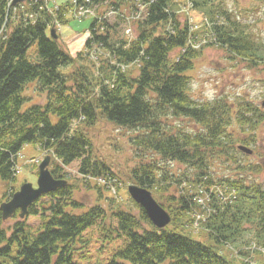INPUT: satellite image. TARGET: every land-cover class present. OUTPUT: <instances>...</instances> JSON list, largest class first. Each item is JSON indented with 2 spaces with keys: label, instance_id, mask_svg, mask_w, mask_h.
<instances>
[{
  "label": "trees",
  "instance_id": "obj_1",
  "mask_svg": "<svg viewBox=\"0 0 264 264\" xmlns=\"http://www.w3.org/2000/svg\"><path fill=\"white\" fill-rule=\"evenodd\" d=\"M91 1L94 4L102 0ZM137 1L146 14H142L143 20V17L136 20L140 21L135 37L133 33L117 47L110 31L105 28L101 31L97 26L100 22L94 19L85 52L79 53L78 59L64 48L60 39L55 41L49 34L54 22H68L65 14L71 1L62 4L56 14L39 10V5H35L29 10L37 13L33 23L25 14L13 22L9 0H0V178L3 181L8 184L16 181V158L25 144H33L53 154L64 166L79 161V174L86 182L89 177L111 182L115 173L108 164L93 159L90 137L72 128L77 121L91 127L101 119L141 131L133 139L137 147L192 166L205 183L212 159L222 156L244 173L262 171L259 164H242L235 155V144L240 141L249 145L255 141V133L264 125V109L246 101L235 104L220 98L196 101L190 94L188 73L194 69L204 47L198 30L179 18L175 0ZM229 1L187 0L190 8L205 18L203 34L210 38L205 45L225 48L251 67L264 69V44L246 32L247 26L229 9ZM253 1L264 5V0ZM78 2L86 4V0ZM8 20L13 25L9 33L2 35ZM106 48L117 58L113 57L111 66L117 84L96 91L93 72L83 65L86 60L83 56L99 60ZM135 64L138 73L131 75L128 67ZM69 67L73 71L65 73L63 70ZM32 82L48 98L44 104L23 110L27 101L24 91ZM51 115L58 117L56 123ZM171 116L194 120L201 130L195 134L173 133L163 123ZM244 136L252 137L246 140ZM153 169L146 170V176H135L133 183L149 190L159 189L151 177H154ZM51 172L56 179L65 178L61 166ZM227 182L238 191V196L224 199L214 193L206 208L193 199L190 204L184 196L179 200L172 196L168 199L172 204H163L173 216L172 223L164 229L156 228L140 206V217L125 210L112 212L117 228L113 231L102 226L103 241L123 239L125 244L108 262L93 264H264V252L259 250L264 249V185L245 178ZM105 188L109 189L108 185ZM73 189L68 184L30 206V216H37L39 208L51 212L48 216L42 214V227L36 233L30 232L24 220L15 225L12 236L0 227V264H81L76 256L87 245L85 233L100 225L108 211L96 204L81 213L73 212L84 207L73 198ZM97 189L102 193L100 186ZM42 198H48L46 204L41 203ZM195 213L201 217L199 221ZM3 222L0 210V225ZM195 222L199 226L198 236L189 231ZM228 246L233 247L236 255L227 250Z\"/></svg>",
  "mask_w": 264,
  "mask_h": 264
},
{
  "label": "rangeland",
  "instance_id": "obj_2",
  "mask_svg": "<svg viewBox=\"0 0 264 264\" xmlns=\"http://www.w3.org/2000/svg\"><path fill=\"white\" fill-rule=\"evenodd\" d=\"M68 1L70 0H50L52 14H56L57 10H60L58 6ZM175 2V9L179 18L183 22H189L194 30H198L199 40L204 46L200 57L195 62L194 69L188 73L191 77V96L198 102L214 101L220 98L233 104L239 101L251 102L261 108L264 102V69L251 67L247 61L234 57L225 48L205 45L210 38L203 34L204 30L206 31L204 16L191 9L187 0H175ZM140 3L137 0H102L91 5L94 13L103 18V21L97 26L103 32L104 28L106 31H110L111 40L117 47L122 45L125 40L127 41L133 33L135 37L140 20H133L132 15L135 10L140 11L143 15L146 14ZM228 7L247 26L246 32L255 35L256 39L264 44V5L253 0H230ZM69 8L71 9V6ZM72 13L67 12L65 18L68 22L65 24L57 22V27L60 42L73 57H77L79 53L85 52L86 43L91 36L90 27L94 18L75 16ZM143 15L141 20L144 19ZM12 25L13 23H9V26ZM106 49L102 50L104 55L99 56V60H93L87 55L83 56L86 57V60L82 62L83 65L88 68L87 71L93 72L96 91H99L102 86L114 87L117 84V77L111 75V66L115 57L110 53V49ZM33 52L34 49L31 50V54H34ZM174 55L175 52L172 57ZM77 58L79 59V57ZM138 68V64L130 65L128 73L136 75ZM63 71L65 73L72 72L73 68L69 67ZM24 95L27 97V101L23 110L37 103L44 104L48 98L46 94L38 92L36 82L27 85ZM51 120L56 123L58 117L51 115ZM79 123L77 121L73 124V131L81 130L90 137L93 159L108 164L116 176L111 182L99 183L91 179H89L90 182H86L79 174V161L67 167L60 163L53 154H50L52 157L50 170L60 166L63 168L65 175L63 179L68 180L74 188L73 198L84 205L82 209L72 210L73 212L81 213L96 204L102 205L108 211L107 218L101 221L100 225L98 224L85 233L84 240L87 245L81 248L76 256L81 264L108 262L113 254L125 244L123 239L105 243L101 227H110L114 231L117 228V221L112 216V212L118 210H125L140 217V207L130 197L128 186L135 184L132 181L135 176L148 175L146 170L154 168V177L153 175L151 177L157 182L159 189L151 191L162 206L163 204H172V201L168 200L172 196H175L177 200L184 196L190 204H192L191 200L193 199L203 208H206L214 193L219 194L224 199L235 198L239 193L227 180L233 182L245 178V181H257L264 185V125L260 126L255 133L253 143L249 145L244 143L254 151L253 154L244 157L237 148L243 143L239 141L235 144V149L238 151L235 152V155L239 161L245 165H261L262 171L260 173H244L239 170L237 164L229 162L228 158L222 156L221 159H212L211 169L208 172L209 178H204L205 183L198 177V172L192 166L166 160L145 148L137 147L133 143V139L139 136L141 131L120 127L105 119L99 120L91 127L82 126ZM163 123L166 125L165 128L173 133L183 131L195 134L201 130L194 120L188 118L171 116L164 119ZM251 137L244 136L246 140ZM47 155L49 153L42 151L33 144L23 146L16 158V181L8 184L0 178V204L9 201L24 183L30 182L34 186L37 185L39 165ZM208 181L211 183L210 185H207ZM105 184L108 185L109 189L105 188ZM97 186L101 187L102 193H99ZM47 201L48 198H42L41 203L46 204ZM44 213L48 216L51 212H44L39 208L37 216L27 215L24 219H21L19 212H17L11 219L3 222L0 227L7 230L8 236H12L15 225L24 220L30 232L34 234L42 227L44 219L42 214ZM194 216L198 221L201 219L196 213ZM197 224L195 222V227L191 226L189 229L194 236H198L199 226L197 227ZM231 248L233 247L229 246L227 250L232 253L233 249Z\"/></svg>",
  "mask_w": 264,
  "mask_h": 264
},
{
  "label": "water",
  "instance_id": "obj_3",
  "mask_svg": "<svg viewBox=\"0 0 264 264\" xmlns=\"http://www.w3.org/2000/svg\"><path fill=\"white\" fill-rule=\"evenodd\" d=\"M27 0H15L14 4L25 2ZM51 37L58 41L59 36L57 28L54 25L51 30ZM239 149L247 154H253V150L246 146H239ZM52 157L46 156L39 166V175L37 187L33 183H24L20 190L15 192L9 201L0 204L2 218L4 221L11 219L17 211L21 219L26 218L29 213L30 206L41 198L43 195L54 192L68 185V181L64 179H56L50 170ZM128 192L131 198L140 205L152 224L158 229H164L172 223V215L166 210L153 196V193L146 187L130 184Z\"/></svg>",
  "mask_w": 264,
  "mask_h": 264
},
{
  "label": "built area",
  "instance_id": "obj_4",
  "mask_svg": "<svg viewBox=\"0 0 264 264\" xmlns=\"http://www.w3.org/2000/svg\"><path fill=\"white\" fill-rule=\"evenodd\" d=\"M88 13H90V10L85 9V8H83V7H80V9H78L76 15H81V16H83V15L88 14Z\"/></svg>",
  "mask_w": 264,
  "mask_h": 264
}]
</instances>
